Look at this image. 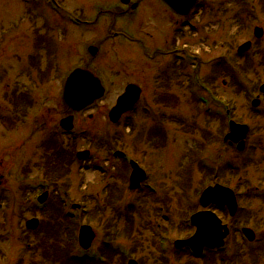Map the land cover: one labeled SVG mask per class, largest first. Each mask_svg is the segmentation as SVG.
<instances>
[{"label":"rangeland","instance_id":"374dc122","mask_svg":"<svg viewBox=\"0 0 264 264\" xmlns=\"http://www.w3.org/2000/svg\"><path fill=\"white\" fill-rule=\"evenodd\" d=\"M237 1L197 0L189 14L181 16L159 0H130L137 2L135 9L120 0H56L65 13L53 9L48 0H0V264H59L65 252L78 246L71 242L73 229L67 221L54 231L60 218L49 212L40 214V234L25 232V219L38 217L28 210L35 184L41 187L44 181L63 184L49 187L50 198L55 192L60 199L84 206L78 226L88 224L94 230L91 250L101 246L104 235L113 234L115 242L126 241L133 249L131 258L144 264H205L175 256L172 249L161 255L154 232L165 230L167 248L190 234L193 230L186 228L185 219L193 208L202 209L199 194L213 182L242 194L239 204L250 214L238 212L234 220L251 226L259 238L257 246H264V114L260 118L250 113L224 66L217 72L218 59L229 56L233 63L236 46L249 39L253 51L236 60L244 64L248 77L264 81L259 63L264 34L256 40L252 35L255 25L264 30V0H250L248 6ZM239 10L242 21L236 19ZM90 45L97 47L93 56ZM178 46L200 57L198 77L231 100L234 118L250 126L247 140H261L263 146L252 153L253 162L246 168L238 171L236 164L243 165L247 155L224 141L222 125L191 101L187 73L193 69L188 63L178 66L171 53ZM77 67L97 75L105 92L87 109L70 113L62 89ZM128 83L139 86L140 96L129 112L109 121L107 113ZM68 114L73 115V126L64 133L59 121ZM61 150L68 152V163L63 162L68 167L63 170L59 162L53 171L47 157ZM82 150L88 157L77 161L74 155ZM119 150L146 169L144 182L155 187L154 196L129 190L128 170L113 156ZM201 156L211 169L198 163ZM215 168L220 170L217 178ZM128 204L135 207H128L127 217ZM22 241L30 242L32 249ZM235 241L237 247L248 246ZM53 246L63 250L55 252ZM251 255L255 261L250 263ZM244 260L264 264V249L251 253L249 262ZM109 264L121 263L115 257Z\"/></svg>","mask_w":264,"mask_h":264},{"label":"water","instance_id":"95a60500","mask_svg":"<svg viewBox=\"0 0 264 264\" xmlns=\"http://www.w3.org/2000/svg\"><path fill=\"white\" fill-rule=\"evenodd\" d=\"M127 2V0H123ZM195 0L187 1L188 7H191ZM92 50V49H91ZM102 94V88L97 78H95L91 73L86 70L77 68L75 69L67 78L65 83V88L63 92V99L65 103L74 110H79L84 107L86 104L90 103L94 98L99 97ZM137 99V91L130 88L122 97H120L118 102V107L111 112V118L114 120L117 116L124 110L128 109ZM121 100V101H120ZM70 121V118L66 119ZM65 121V120H64ZM63 121V122H64ZM63 126H66L62 123ZM211 197V194L208 195ZM232 204L233 200H232ZM202 216L199 214L194 215L193 222L197 226L195 234L186 240L180 241V244H191L198 251L199 249L206 244L219 243L221 238L225 235V232L221 233L220 226H211V223H208L206 219L203 223ZM85 238V242L89 243L92 238V233L90 228L87 226L81 227L80 234Z\"/></svg>","mask_w":264,"mask_h":264},{"label":"flooded vegetation","instance_id":"af4514ba","mask_svg":"<svg viewBox=\"0 0 264 264\" xmlns=\"http://www.w3.org/2000/svg\"><path fill=\"white\" fill-rule=\"evenodd\" d=\"M259 88V87H258ZM254 96L259 100V108L263 109L264 111V93H262L260 91V89L257 91L254 92ZM251 114H255L254 112H251ZM2 179V178H1ZM223 210L224 209V206H222ZM227 211V210H225ZM228 213V211H227ZM226 215V214H224ZM228 216H225V223H227V226H228V236L227 238L225 239V245H230V249L227 250V252H221L219 255H217L216 258L214 257H210V256H207L206 259L204 260H211L209 262H205V264H244L246 261L244 260L245 258L248 260L249 262V256L251 253H253L255 251V249H261V248H264L263 247H259V246H256V247H244L243 244L242 245H238V247L236 246V241L235 239H239V241H241V243H245V241L243 242V235H242V232L238 231L237 227L240 226V228H242L243 225H240L236 220L232 219L233 216H229V214H227ZM235 227V228H234ZM234 229V231H232ZM231 233H232V238H231ZM236 234V235H235ZM248 235H251L254 237V234L253 232H248L247 233ZM235 235V236H234ZM243 238H242V237ZM242 240H240V238ZM256 238V236L254 237V239ZM227 243V244H226ZM247 243V242H246ZM223 250V249H222ZM206 251H209V250H206ZM231 251V253H230ZM203 260V261H204ZM252 261H255L253 258H252V255H251V259H250V263ZM253 264V263H252Z\"/></svg>","mask_w":264,"mask_h":264},{"label":"trees","instance_id":"16d2710c","mask_svg":"<svg viewBox=\"0 0 264 264\" xmlns=\"http://www.w3.org/2000/svg\"><path fill=\"white\" fill-rule=\"evenodd\" d=\"M107 254V253H106ZM64 264H99L98 262H94L91 259L87 257H81V258H68Z\"/></svg>","mask_w":264,"mask_h":264}]
</instances>
